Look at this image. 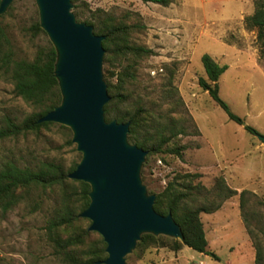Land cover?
<instances>
[{
  "label": "rangeland",
  "instance_id": "1",
  "mask_svg": "<svg viewBox=\"0 0 264 264\" xmlns=\"http://www.w3.org/2000/svg\"><path fill=\"white\" fill-rule=\"evenodd\" d=\"M72 4L80 22L98 11L138 25L130 33V42L152 51L128 60L133 78L123 83L127 98L117 106L129 112L141 107L143 115L150 114L154 123L172 122L174 131L181 132L167 145H183L184 149L180 154H146L140 178L147 191H159L161 177L168 180L173 173L197 175L191 179L199 185L196 203H201V197L210 199L218 177L234 191L218 209L199 214L209 241L206 249L212 254L199 255L182 246L178 258L173 254L176 251L166 247H134L125 256V264H191L198 260L255 264V246L264 261V144L256 137L264 135V62L255 31L243 24L244 16L253 10V0H170L166 5L143 0H74ZM35 19L34 0H12L0 14L15 58L31 59L36 46L48 40L45 33L30 30ZM221 41L232 43L237 50ZM202 54L226 66L217 79L218 96L256 134L229 120L199 87L198 78H205ZM119 68L115 63L109 66L114 72L109 77L111 83H115ZM32 110L0 77V125L5 115L19 121ZM70 137L69 129L54 123L3 140L0 163L7 158L20 165L53 161L66 169L80 158ZM59 206L58 187L32 189L9 211L0 212V264H66L46 229ZM84 219L81 226L87 228L89 220ZM209 222L218 224L207 229ZM96 238L89 234L90 242Z\"/></svg>",
  "mask_w": 264,
  "mask_h": 264
},
{
  "label": "trees",
  "instance_id": "2",
  "mask_svg": "<svg viewBox=\"0 0 264 264\" xmlns=\"http://www.w3.org/2000/svg\"><path fill=\"white\" fill-rule=\"evenodd\" d=\"M73 1L71 0L72 3ZM143 1L162 5L170 2V0ZM72 8L76 16V5L74 4ZM84 23L92 26L94 34L104 37L101 40L102 76L108 95V100L103 105L104 120L114 119L117 122H128L126 135L128 142L146 150L147 155L162 152L180 154L184 149L183 145H167L172 137L181 132L180 129L174 131L172 122L154 123L150 114L143 115L141 107H136L129 112L122 111L117 106L127 98L122 92L123 83L126 79L133 78L132 63L128 60L152 54L151 49L132 44L129 40L131 31L138 25L126 23L123 18L98 11L93 12L89 18L84 20ZM243 24L246 29L255 31L259 56L264 62V0H253V10L249 15L244 16ZM30 30L44 34L38 26L37 19L30 25ZM54 59L55 52L48 40L36 46L31 59L15 58L10 39L5 28L0 24V77L8 81L12 85V92L33 109L19 121L8 115L3 116L0 125V142L54 124L38 122V119L57 105L60 100L57 81L52 73ZM122 61H127V63L121 65ZM200 61L205 78H198L199 87L206 91L211 100L225 112L229 120L241 124V118L233 114L218 96L217 79L226 66L217 64L208 54H202ZM114 63L120 68L115 73V83H111L109 77L114 75V72L109 70V66H114ZM59 127L68 130L64 126L59 125ZM243 128L251 134H256V130L249 125L244 124ZM150 129L153 132H150ZM67 142L69 143V140ZM76 163L75 161L64 169L60 163L53 161H37L20 165L13 159H5L0 163V212L9 211L32 189L43 190L58 187L60 206L54 216L48 219L46 229L49 239L66 264H102L100 261L106 256L105 244L98 233L81 226V221L85 219L79 216L88 204L89 186L67 176ZM146 163L147 159L141 166ZM196 177V174L173 173L159 191H148L154 194L152 205L154 211L161 215L169 213L179 226L182 239L143 233L135 247L146 248L155 245L177 251L182 246H186L195 252L212 254L206 249L207 241L199 214L211 213L218 209L220 202L230 197L234 191L224 184L221 177H218L217 188L210 199L201 197V203H196L199 185L191 183V179ZM217 199L219 200L215 202ZM60 232L65 236L62 237ZM247 232L249 234V231ZM89 234H95L96 240L90 242ZM250 238H252L251 234ZM254 239L251 240L255 242ZM255 248V264H264L260 250L257 246Z\"/></svg>",
  "mask_w": 264,
  "mask_h": 264
},
{
  "label": "water",
  "instance_id": "3",
  "mask_svg": "<svg viewBox=\"0 0 264 264\" xmlns=\"http://www.w3.org/2000/svg\"><path fill=\"white\" fill-rule=\"evenodd\" d=\"M12 0H0V14ZM39 28L55 52L52 73L60 100L38 122L67 127L80 158L68 178L89 186L88 204L79 216L105 244L102 264H125L140 235L149 233L182 239L171 215L158 214L140 178L146 150L128 142V122L105 121L108 100L102 76L103 35L77 21L71 0H34ZM244 125V123L242 122ZM264 144V135L256 134Z\"/></svg>",
  "mask_w": 264,
  "mask_h": 264
},
{
  "label": "crops",
  "instance_id": "4",
  "mask_svg": "<svg viewBox=\"0 0 264 264\" xmlns=\"http://www.w3.org/2000/svg\"><path fill=\"white\" fill-rule=\"evenodd\" d=\"M222 43H223V45H225L226 47H230V48H232V49H235V50H237V47L235 46V45H233L232 43H226V42H223V41H221ZM213 224H218V222H216V223H212V222H209L208 224H207V229L208 228H212V225ZM203 228V231L205 232V228L204 227H202ZM214 236V235H213ZM204 237H205V234H204ZM205 239H206V241H207V244H208V239L205 237ZM212 238H210V240H211ZM184 247V246H183ZM182 247V248H183ZM182 248L181 249H179V250H177L175 253H173V254H175L178 258H179V256H180V252H181V250H182ZM190 249V248H189ZM210 252V251H209ZM197 254H199V255H203V253H199V252H197ZM191 263H193V262H191ZM205 264H211V263H205Z\"/></svg>",
  "mask_w": 264,
  "mask_h": 264
},
{
  "label": "built area",
  "instance_id": "5",
  "mask_svg": "<svg viewBox=\"0 0 264 264\" xmlns=\"http://www.w3.org/2000/svg\"><path fill=\"white\" fill-rule=\"evenodd\" d=\"M152 72H153V71H152ZM157 163L160 164V161L157 160ZM165 182H166V179H165L164 177H161V179H160V181H159L160 186H164V185H165ZM191 264H205V262L202 261V260H198V261H195V262H193V263H191Z\"/></svg>",
  "mask_w": 264,
  "mask_h": 264
}]
</instances>
